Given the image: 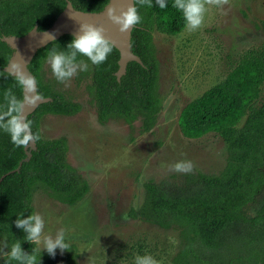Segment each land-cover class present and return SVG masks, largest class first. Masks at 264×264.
I'll return each instance as SVG.
<instances>
[{"label":"trees","instance_id":"1","mask_svg":"<svg viewBox=\"0 0 264 264\" xmlns=\"http://www.w3.org/2000/svg\"><path fill=\"white\" fill-rule=\"evenodd\" d=\"M66 0H0V110L9 89L21 99V87L15 77L2 70L12 49L1 36H21L36 24L43 30L64 7ZM81 11H99L107 0H68ZM167 0L161 9L137 4L140 23L130 30L129 48L141 63L127 62L125 72L116 81L117 50L113 47L105 62L88 65L78 71L76 82L91 97L99 122L120 118L126 123L139 119L141 130H148L159 110L157 90L158 60L151 32L177 34L185 26L183 13ZM134 5V0H133ZM264 32V21L261 23ZM73 37L63 34L37 49L27 68L35 78L37 95L50 100L38 104L27 115L32 132L39 136L38 120L43 114L72 115L79 105L66 99L47 81L41 67L49 52L69 51ZM264 83V44L245 53L224 79L186 103L177 120L181 134L198 138L207 132L217 133L226 144L223 168L217 174H185L181 183L163 180L143 184L144 195L138 216L161 227L171 224L181 228L184 243L174 257L177 264H264V200L253 215L244 212L264 184V94L256 104ZM241 121V123H240ZM27 161L23 147H16L10 135L0 129V242L11 246L20 243L23 251L34 254L37 264H75L69 248L58 259L26 241L25 233L15 226L17 217L33 214L31 193L40 187L50 197L73 204L87 192L88 185L65 161L63 137L42 139L39 136ZM134 215V212H130ZM18 264L2 256L0 264Z\"/></svg>","mask_w":264,"mask_h":264},{"label":"rangeland","instance_id":"2","mask_svg":"<svg viewBox=\"0 0 264 264\" xmlns=\"http://www.w3.org/2000/svg\"><path fill=\"white\" fill-rule=\"evenodd\" d=\"M206 8L203 24L196 31L184 26L174 35L151 32L158 60L160 108L149 132H140L139 120L131 125L120 119L98 123L83 82H76L73 76L61 83L47 60L42 65V80L78 103L80 109L71 116L42 115L39 135L65 138L66 160L90 189L71 207L38 187L31 193V206L33 214L43 216L45 234L55 236L64 229L66 243L75 247L76 264H135V258L145 254L159 264H172L184 243L181 228L175 224L161 227L130 214L131 209H138L143 184L181 183L185 174L173 170L180 161H191L193 174H217L223 168L227 151L220 136L207 132L198 138L184 137L177 125L178 115L186 103L222 81L246 51L264 44V0H230L222 8ZM263 93L264 84L258 103ZM263 200L264 186L244 212L253 215ZM35 246L46 251L42 244ZM60 254L57 249L50 256L57 259Z\"/></svg>","mask_w":264,"mask_h":264},{"label":"clouds","instance_id":"3","mask_svg":"<svg viewBox=\"0 0 264 264\" xmlns=\"http://www.w3.org/2000/svg\"><path fill=\"white\" fill-rule=\"evenodd\" d=\"M155 2L161 9L167 7V0H155ZM229 3L230 0H174L173 7L183 13L186 28L189 31H196L203 24L207 11L206 5L222 8ZM137 4L153 7V0H134V5L110 7L107 9L108 20L117 26L121 33L129 32L141 21ZM105 31V28L100 25L80 23L78 33L67 45L69 51H57L53 48L49 52L47 62L57 81L65 83L78 71H87V63L83 60L78 61V56L87 57L94 65L106 61L113 45L106 37ZM22 64V60L11 62L7 73L15 77L18 85L23 89L24 98L18 99L11 89L5 92L6 104L4 108L6 110H0V129L10 135L14 146L26 148L30 143L35 144L39 136L32 132V122L27 119L25 112L27 108H35L40 99L37 95L35 78L22 70ZM193 167L191 161H180L173 165V170L177 173L189 174L193 171ZM15 226L26 234V241L31 244H42V250H46L53 257L57 249L63 253L70 248V244L65 241L64 229H59L55 236L45 234V221L39 213L30 214L27 218L17 217ZM8 248L7 241L0 242V254L7 256L9 260H15L18 264H37L35 255L23 251L20 243L13 244L10 251H4ZM135 264H159V261L153 256L145 254L138 255L135 258Z\"/></svg>","mask_w":264,"mask_h":264},{"label":"water","instance_id":"4","mask_svg":"<svg viewBox=\"0 0 264 264\" xmlns=\"http://www.w3.org/2000/svg\"><path fill=\"white\" fill-rule=\"evenodd\" d=\"M127 4L133 5V0H107V2L99 11L89 12L74 9L71 3L66 0L64 7L57 13L49 26H47L45 29L37 30L36 24H34L31 29L21 36H1V40L12 49L10 57L8 58L6 64L2 67L3 71H8L11 62L22 60V70L32 76L27 68V64L37 49L45 46L47 43L57 39L63 34H69L74 37L79 31L80 23H91L103 26L105 28L106 37L117 50V68L114 72V75L118 80L119 77L124 74L127 62L135 61L137 63H141L138 56L130 51V31L121 33L118 30V27L113 25L107 18V9L110 7H126ZM44 33H48L51 36ZM38 97L40 99L38 104L50 100L48 97ZM23 98L24 92L23 89H21V100ZM34 109L35 108H27L25 114L28 115ZM34 148L35 146L32 143H30V145L26 148L23 147L25 151V157L18 161L17 167L14 169L15 171H18V167L22 161H27L29 159L30 151ZM2 177L3 175L0 176V179Z\"/></svg>","mask_w":264,"mask_h":264},{"label":"flooded vegetation","instance_id":"5","mask_svg":"<svg viewBox=\"0 0 264 264\" xmlns=\"http://www.w3.org/2000/svg\"><path fill=\"white\" fill-rule=\"evenodd\" d=\"M263 22V21H262ZM261 22V23H262ZM261 29H262V25H261ZM263 31V30H262ZM264 33V32H263ZM262 46V45H261ZM260 46V47H261ZM260 47H258V48H255L254 50H257V49H259ZM250 50H253V49H250ZM250 50H248V51H246V53H248ZM47 60V58L44 60V62ZM44 62H43V64H44ZM42 64V65H43ZM42 68V67H41ZM3 70V69H2ZM114 74V73H113ZM115 76V75H114ZM115 79H116V77H115ZM116 81H118L117 79H116ZM264 84V83H263ZM262 87H263V85H262ZM85 89V88H84ZM262 91V90H261ZM59 92V91H58ZM87 92V91H86ZM88 93V92H87ZM62 94V93H61ZM261 94V93H260ZM264 94V93H263ZM63 95V94H62ZM260 96V95H259ZM263 97V96H262ZM66 98V97H65ZM91 98V97H90ZM67 99V98H66ZM69 100V99H68ZM258 100H259V97H258V99L256 100V104H259L258 103ZM91 101H92V99H91ZM76 103V102H75ZM92 103H93V101H92ZM78 104V103H77ZM79 105V104H78ZM95 107V106H94ZM79 109H80V106H79ZM79 111V110H78ZM77 111V112H78ZM95 112H96V108H95ZM76 113V112H75ZM74 113V114H75ZM47 114H49V113H47ZM157 114V113H156ZM44 115V114H43ZM51 115H61V114H51ZM73 115V114H72ZM42 116V115H41ZM40 116V117H41ZM63 116H71V115H63ZM109 119H120V118H108V119H106L105 121H103V122H99L98 120H97V116H96V121L98 122V123H100V124H104L105 122H107ZM155 119H156V117H155ZM120 120H122V119H120ZM136 120H139V119H136ZM123 121V120H122ZM135 121V120H134ZM134 121H132L131 123H126V124H128V125H131ZM139 122H140V120H139ZM38 123H39V120H38ZM154 123H155V121H154ZM153 126H154V124L152 125V127L150 128V129H148V130H141V128H140V124H139V130H140V132L141 133H144V132H149L152 128H153ZM38 130H39V125H38ZM40 136V135H39ZM41 138V137H40ZM56 138H58V137H56ZM64 138V137H63ZM43 139V138H42ZM53 139V138H52ZM65 139V138H64ZM66 151H67V147H66ZM65 161L70 165V166H72L67 160H66V152H65ZM73 167V166H72ZM74 168V167H73ZM75 169V168H74ZM76 170V169H75ZM77 172V171H76ZM78 173V172H77ZM79 174V173H78ZM80 175V174H79ZM81 176V175H80ZM82 178H84L83 176H81ZM85 179V178H84ZM85 181L87 182V180L85 179ZM87 185H88V190H87V192L82 196V198L81 199H79L78 201H76L75 203H73V204H66V203H63V202H61V201H58V200H56V199H54V200H56V201H58V203H60V204H62V205H65V206H71V207H73V206H75L76 205V203H78L79 201H81L82 199H83V197L88 193V191H89V189H90V186H89V184H88V182H87ZM263 186H264V184H263ZM143 195H144V188H143V194H142V197H141V202H142V199H143ZM141 202H140V204H141ZM140 204H139V206H140ZM139 206H138V208H139ZM131 211H133L132 209H131ZM130 211V212H131ZM137 211H138V209H137ZM137 211H133L134 212V215H131V216H133V217H138L140 220H142L139 216H138V214H137ZM142 221H144V220H142ZM144 222H146V221H144ZM150 223V222H149ZM183 245V244H182ZM182 247V246H181ZM181 247H180V249L175 253V255L172 257V264H177L176 262H174V257L177 255V253L181 250ZM70 249H71V251L73 252V254L75 255V258H76V256H77V254H76V251H75V247H74V245H71L70 244ZM67 251V250H66ZM44 252H47V251H44ZM62 254V253H61ZM61 254H60V256H61ZM3 256V255H2ZM75 258H74V261H75ZM58 259V258H57ZM76 264V263H75Z\"/></svg>","mask_w":264,"mask_h":264}]
</instances>
